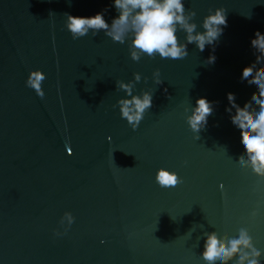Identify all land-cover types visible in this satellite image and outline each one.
Returning <instances> with one entry per match:
<instances>
[{"label":"water","instance_id":"95a60500","mask_svg":"<svg viewBox=\"0 0 264 264\" xmlns=\"http://www.w3.org/2000/svg\"><path fill=\"white\" fill-rule=\"evenodd\" d=\"M186 7L198 31L209 9L226 10L214 53L188 44L183 59L137 62L103 30L73 39L66 27L69 14L101 10L110 22L112 0H0V264H206L207 234L226 243L241 229L264 253V177L240 166L247 157L226 111L228 93L241 107L258 95L240 77L256 68L250 42L264 34V0ZM35 69L46 73L43 97L26 85ZM121 82L131 95L154 92L135 129L121 118L119 101L131 99ZM199 97L215 107L198 140L186 120ZM161 168L181 182L159 186Z\"/></svg>","mask_w":264,"mask_h":264},{"label":"clouds","instance_id":"9594fccd","mask_svg":"<svg viewBox=\"0 0 264 264\" xmlns=\"http://www.w3.org/2000/svg\"><path fill=\"white\" fill-rule=\"evenodd\" d=\"M112 7L115 8L116 15L110 22L106 19L105 10L92 16L69 14L66 27L73 39L85 37L89 31L95 34L103 30L113 42L128 44L133 61L138 62L144 56L179 60L189 55L188 44H194L200 52L207 46H213L214 53L224 28L227 27V12L219 7L209 9L199 25L202 31H198L194 20L196 12L187 10L186 0H112ZM246 18L251 19V15ZM181 32L185 33V42L180 40ZM250 44L257 57L256 68L253 65L244 67L240 79L258 92V95L253 97L251 105L241 107L236 102L235 94L230 92L227 94L230 106L226 111L230 114L232 125L241 134L242 148L247 157L240 161V166H250L256 175L264 177V71H261L264 69V34L256 31ZM215 60L216 56L210 54L206 64H213ZM160 75L159 69L153 73L157 85L162 83ZM45 79L46 73L35 69L29 73L26 85L43 97L45 93L42 82ZM135 79H141L140 73L135 74ZM119 86L131 96V99L119 101L121 118L126 119L135 129L144 119L145 113L152 108L154 92L131 95L129 84L121 82ZM214 107L215 102L206 97L197 98L191 107L186 122L191 131L197 134L196 139H200L199 133L206 128ZM156 182L165 188L174 187L181 180L176 172L161 168L157 170ZM65 220L70 227L75 217L71 212H65L60 220L62 226ZM56 235L63 233L57 231ZM201 255L206 264H231L234 259L236 264H261L260 258L264 253L255 247L249 232L241 229L237 237L228 239L226 243L215 233L207 234Z\"/></svg>","mask_w":264,"mask_h":264}]
</instances>
